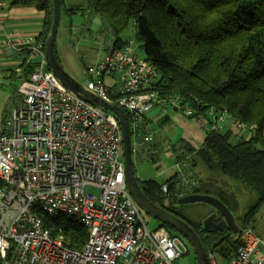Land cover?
<instances>
[{
    "label": "built area",
    "instance_id": "obj_1",
    "mask_svg": "<svg viewBox=\"0 0 264 264\" xmlns=\"http://www.w3.org/2000/svg\"><path fill=\"white\" fill-rule=\"evenodd\" d=\"M7 7L8 1L0 0L5 53L27 54L34 69L20 82L8 118L0 123V264H175L188 247L184 238L164 227L153 231L145 222L128 189L117 118L70 92L49 69L36 37L7 30ZM104 28L107 53L87 67L86 89L127 112L133 160L155 161L156 129L149 114L156 109H181L208 131H225V122L237 139L256 135L257 126L230 114L210 110V120L178 97L160 98L153 90L155 67L139 59L133 41L120 42ZM194 154L177 162L175 181L162 184L167 206L200 187ZM38 211L74 218L88 231L85 245L71 248L61 230L52 235ZM239 240L228 264H264L263 235L246 228ZM208 258L209 264H221L210 250Z\"/></svg>",
    "mask_w": 264,
    "mask_h": 264
},
{
    "label": "trees",
    "instance_id": "obj_2",
    "mask_svg": "<svg viewBox=\"0 0 264 264\" xmlns=\"http://www.w3.org/2000/svg\"><path fill=\"white\" fill-rule=\"evenodd\" d=\"M15 2L34 4L46 13L44 28L36 37L45 48L52 26L51 0ZM88 5L120 42L121 35L135 25L144 60L156 69L153 90L160 98L178 97L198 114L207 116L214 110L257 126L256 135L248 140L233 138L230 130L208 131L203 146L193 156L200 182L194 194L217 198L232 214L239 205L237 195L229 189L232 181L258 195V202L243 218L244 228L248 227L264 204V150L258 149L259 144L264 148V0H88ZM83 10L62 8L68 15ZM28 60V56L23 60L20 74L13 71L20 82L33 73L34 66ZM200 164L207 172L204 179L197 169ZM173 180L175 176L165 183ZM138 181L148 199L187 221L208 250L220 253L227 261L234 258L243 228L238 234L213 231L208 235L214 236L204 237L200 233L205 231L203 222L188 219L183 212L186 205L179 206L178 200L166 205L162 184ZM38 215L52 235L61 230L71 248L81 249L87 242V229L74 218L41 211ZM160 227L182 237L168 225Z\"/></svg>",
    "mask_w": 264,
    "mask_h": 264
},
{
    "label": "rangeland",
    "instance_id": "obj_3",
    "mask_svg": "<svg viewBox=\"0 0 264 264\" xmlns=\"http://www.w3.org/2000/svg\"><path fill=\"white\" fill-rule=\"evenodd\" d=\"M86 6L87 0H75L74 4ZM74 15H68L65 12L61 14L60 26L56 40L57 56L61 66L73 76L84 88L88 86L90 78L86 73L89 65L96 62L100 54L106 52L104 48L106 29L99 15L88 13L87 8ZM93 18V19H92ZM125 41H133L134 49L139 59H145L144 52L141 48V42L137 39V31L132 23L130 27L121 35ZM107 44V43H106ZM107 47V46H106ZM14 85L0 86V123L6 120L9 115V108L16 101V90L19 86V81L14 82ZM162 112L169 117L168 122L159 123ZM160 112L158 109L149 114L153 117L154 128L157 132V137L160 140L157 146L158 155L154 162L134 160L135 174L138 180L142 182L153 181L158 184L165 183L168 179L173 178L179 170L178 163L182 157L196 153L204 144L207 137L205 128L199 125L197 118H187L183 110L175 111L172 108H166ZM211 120L212 116H208ZM226 130L230 128L227 123H222ZM233 138L234 133L231 131ZM237 137V136H236ZM166 140V141H164ZM193 141V142H192ZM163 144V146H161ZM166 144V145H164ZM170 145L175 148V155L168 157L163 154V150ZM183 145L185 154L182 150ZM163 148V150H162ZM188 148L192 151H188ZM177 150V151H176ZM160 151V153H159ZM195 155V154H194ZM199 176L205 178L207 172L198 166ZM162 171H165L162 174ZM206 173V174H204ZM230 183L233 188H229L238 197V210L234 215L236 225L239 230L241 228H251L257 234L264 236V204L261 205L252 222L245 227L243 218L248 215L249 209L258 202V195L247 189L243 184L232 181ZM214 208L203 203H195L186 205L183 208L185 215L193 222H203V220L213 212ZM142 216L151 230H156L160 227V223L154 218L142 212ZM242 229V230H243ZM188 247V252L184 251V255L175 261V264H197L196 253L193 246L187 239H184ZM216 258L221 264H228L229 261L218 252H215Z\"/></svg>",
    "mask_w": 264,
    "mask_h": 264
},
{
    "label": "water",
    "instance_id": "obj_4",
    "mask_svg": "<svg viewBox=\"0 0 264 264\" xmlns=\"http://www.w3.org/2000/svg\"><path fill=\"white\" fill-rule=\"evenodd\" d=\"M51 2L53 6L52 26L45 42V54L49 69L74 95L91 105L112 113L117 118L123 133V158L126 168V181L128 189L136 204L142 212L154 218L160 224L168 225L174 228L184 239H187L195 250L197 264H209L208 249L204 245L198 233H196L187 221L179 218L165 208L156 205L143 193L135 174L132 150V131L127 112L117 104L102 100L92 92L88 91L61 66L56 53V40L62 14V0H51ZM258 149L259 151L264 150L261 144L258 145ZM195 203L210 205L214 208V210L222 215L216 220L218 223L216 226L211 225V223L214 219H216L217 213H214L205 219L203 222L205 232L229 228L233 234L239 233L240 230L236 225L234 215L229 208L217 198L201 194H192L178 201L179 206Z\"/></svg>",
    "mask_w": 264,
    "mask_h": 264
},
{
    "label": "crops",
    "instance_id": "obj_5",
    "mask_svg": "<svg viewBox=\"0 0 264 264\" xmlns=\"http://www.w3.org/2000/svg\"><path fill=\"white\" fill-rule=\"evenodd\" d=\"M8 1V7L5 10L6 16H7V30L16 32L22 35H28V36H34L38 37L40 33L42 32L44 28V22L46 19V13L44 11H40L37 9V7L34 4H23V3H17L15 0H7ZM75 0H62V8H87L88 13L93 14V12L89 9L91 8L88 5V0H87V5H81V4H74ZM93 19V18H92ZM108 40H109V35H105V44L104 48H108ZM125 41L124 39H122ZM107 43V44H106ZM107 46V47H106ZM107 50V49H106ZM106 52H103V54H100L96 61L100 60L105 56ZM27 57V54L22 53L13 57H9L5 53V44H4V34L3 30L0 28V86H6V85H14V82H18L19 80L16 78V75H13V71L16 72V74H20L21 72V65L23 64V60ZM20 83V81H19ZM18 88V87H17ZM17 92V90H16ZM160 112L164 111L161 109H158ZM177 111V110H175ZM162 117H160V122L159 123H164L169 121V117L164 115V112H162ZM208 117V116H207ZM153 118V117H150ZM153 120V119H152ZM212 120V119H211ZM154 122V121H153ZM208 132V130L206 129ZM206 132V133H207ZM156 143L157 146H160V140L157 137V132L155 135ZM166 141V140H164ZM193 142V141H192ZM161 144V143H160ZM166 145V144H164ZM163 146V144L161 145ZM168 146L163 150V154L166 155V150H167V155H169V149ZM184 146L182 147V150L180 148L178 151H183ZM171 147V151L175 155V148ZM177 151V150H176ZM160 153V151H159ZM158 155V154H157ZM169 157V156H168ZM173 157V156H172Z\"/></svg>",
    "mask_w": 264,
    "mask_h": 264
},
{
    "label": "flooded vegetation",
    "instance_id": "obj_6",
    "mask_svg": "<svg viewBox=\"0 0 264 264\" xmlns=\"http://www.w3.org/2000/svg\"><path fill=\"white\" fill-rule=\"evenodd\" d=\"M214 213H217V217H216V219H214L213 220V222L211 223V225H213V226H216V225H218V223L216 222V220L219 218V217H221L222 215H221V213H219V212H217L216 210H213V212L211 213V214H209L205 219H207L208 217H210L211 215H213ZM204 219V220H205ZM204 220H203V222H204ZM220 224V223H219ZM204 227V226H203ZM213 231H218L219 233H226V234H229L230 232H231V230L229 229V228H226V229H224V230H213ZM213 231H211V232H213ZM211 232H205L204 231V233H203V231L201 232L200 231V233H201V235H203L204 237H207V236H214V234H210V235H208L209 233H211ZM214 233V232H213Z\"/></svg>",
    "mask_w": 264,
    "mask_h": 264
}]
</instances>
